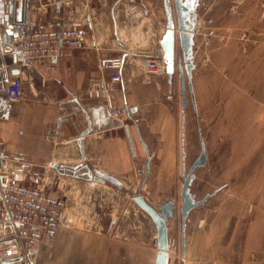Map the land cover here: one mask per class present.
Wrapping results in <instances>:
<instances>
[{
    "label": "crops",
    "instance_id": "1",
    "mask_svg": "<svg viewBox=\"0 0 264 264\" xmlns=\"http://www.w3.org/2000/svg\"><path fill=\"white\" fill-rule=\"evenodd\" d=\"M229 1L236 4L232 10L237 13L231 22L226 14ZM263 1L197 0L194 10L198 17L199 6L204 9L203 23L209 28L206 37L210 43H224L223 31L232 30L239 60H264V10L260 6ZM44 2L29 1L24 14L26 24L14 28V34L34 29L87 26L83 0H74L70 5L48 4L37 9ZM167 3L178 45L174 2L167 0ZM89 9L94 12L98 51L94 50L91 39H84L78 48L63 50L49 59L47 63L55 67L53 70L30 63L18 66L13 51H0L8 75L20 79L24 92L17 102H10L0 94V148L8 156L0 164L13 171L30 168L33 172L38 169L40 173L48 168L50 177L61 172L69 183L62 192L66 199V225L58 230L52 241L40 245L35 264H144V244L115 239V236L125 234L119 232L115 214H111L105 232L97 223L94 226L89 223L94 230L79 228L77 224L90 214L96 222L98 197L95 194L110 188L108 180H94V171L115 177L121 184H110L121 190L126 188L124 180L111 168H130L133 156L142 152L149 157L148 144L141 136L137 117L142 116V99L155 91L160 75L140 76L135 63L142 57L163 56L160 42L167 26L165 0H91ZM195 36L194 31L193 46ZM114 54L124 58L122 79L114 94L119 103L131 110L129 121L123 124L109 117L102 95L88 93L90 83L99 76L98 58ZM192 58L194 63L193 49ZM14 68L19 69L17 75L11 73ZM88 126L91 132L81 137ZM82 182L88 190L85 197L88 214L80 209L84 200L79 195ZM5 234L12 233L6 230ZM246 237L247 234H243L242 244ZM251 250V247L243 250L246 257L244 255L242 261L223 264H257L250 259ZM6 256L4 251L0 252L1 258ZM155 257L156 252L153 264ZM7 260L0 264H12Z\"/></svg>",
    "mask_w": 264,
    "mask_h": 264
},
{
    "label": "rangeland",
    "instance_id": "2",
    "mask_svg": "<svg viewBox=\"0 0 264 264\" xmlns=\"http://www.w3.org/2000/svg\"><path fill=\"white\" fill-rule=\"evenodd\" d=\"M234 5L230 1L227 4L230 22L237 16L232 10ZM260 6L264 10V1ZM203 11L199 6L198 24L193 30L196 68L192 73V91L186 88V108L181 107L179 69L184 62L178 41L171 82L165 78L166 73L160 75L159 86L155 83V91L142 99V116L137 117L141 136L148 144V172L145 152L133 156L130 168H111L124 180L126 188L120 190L108 182L110 188L95 194L96 222L90 214L77 225L94 230L90 224L97 223L105 232L111 214H115L119 232L125 233H118L115 239L144 244V264H153L156 228L149 215L132 200V194L139 193L157 211L169 200L174 203V215L167 221L169 264L242 261L246 257L243 250L250 247V259L264 264V60H239L232 30L223 31L224 43H210ZM141 59L135 64L138 74L143 76ZM183 75L187 84L185 71ZM200 137L207 161L194 169L190 192L195 200L216 193L189 212L182 250V168L184 164L187 174L199 156ZM79 186V195L84 199L80 209L88 214V190L83 182ZM243 234H247L244 244Z\"/></svg>",
    "mask_w": 264,
    "mask_h": 264
},
{
    "label": "built area",
    "instance_id": "3",
    "mask_svg": "<svg viewBox=\"0 0 264 264\" xmlns=\"http://www.w3.org/2000/svg\"><path fill=\"white\" fill-rule=\"evenodd\" d=\"M73 1L45 0L37 9L48 4L70 5ZM90 1L83 0L82 4L87 11V26L34 29L13 34L8 44L16 54L17 65L30 63L53 70L55 67L47 63L49 59L58 56L63 50L78 48L87 38L91 39L94 50L98 51L100 47L94 12L89 9ZM16 2L21 7L27 1ZM2 50L7 51L0 45ZM123 63L121 54L100 56L99 76L88 88L89 94L104 97L109 117L120 124L125 123L130 116V108L119 103L114 94L116 85L122 79ZM163 63L161 55L143 57L140 61L142 75L164 74L166 67L164 70ZM23 93L20 79L8 75L0 52V94L10 102H17L22 99ZM4 159H8V156L0 148V162ZM68 184L61 172H56L54 178L50 177L48 168L40 173L30 168L13 171L0 164V252L4 251L7 255L5 258L0 257L1 262L8 259L12 264L36 263L40 245L52 241L58 230L66 225V199L62 192ZM6 230L12 234H5Z\"/></svg>",
    "mask_w": 264,
    "mask_h": 264
},
{
    "label": "water",
    "instance_id": "4",
    "mask_svg": "<svg viewBox=\"0 0 264 264\" xmlns=\"http://www.w3.org/2000/svg\"><path fill=\"white\" fill-rule=\"evenodd\" d=\"M174 10L176 16V26H177V37L179 41V46L182 51V58L184 66L179 69V78H180V95H181V107L184 109L187 106L186 101V88L188 87L192 91V70L194 69V63L192 58V49H193V30L197 24V14L194 10V6L197 0H173ZM29 0L22 5L21 7L17 6L16 0H0V45L4 47V50L12 51V47L8 44L10 37L14 34V28L21 25H25V11L28 9ZM166 8V18L167 26L164 32V35L161 38V48L163 51V60L166 66V75L168 76L169 82H171L173 74L175 72V32H174V23L169 12V7L167 0H165ZM16 58V54H15ZM185 71L184 77L183 73ZM11 73L17 75L19 73L18 68H14ZM131 112V110H130ZM182 122H184V115H182ZM120 124V122H118ZM91 132L90 126L87 127L81 134V137L88 135ZM130 144L131 141H130ZM144 150L147 152L145 144L142 142ZM200 154L190 166L187 174H185V167L183 164L182 168V187L180 192V197L182 199L180 206L181 214V233H182V250L185 246V225L186 219L189 212L203 205L208 198L212 197L216 191L207 194L201 200H195L192 193L190 192V185L194 179V169L197 167H202L207 161V155L205 151V144L202 137H200ZM184 154V151H183ZM184 160V157H183ZM149 168V157H147L146 164V173ZM95 177L94 180L105 181L108 180L111 183L120 185V181L115 177L101 173L99 171H94ZM133 201L152 219L155 228H156V257L155 264H169L170 258L168 254L169 243H168V227L167 221L174 215V203L169 200L165 202L160 210L157 211L151 207L142 197L141 194L136 193L132 194Z\"/></svg>",
    "mask_w": 264,
    "mask_h": 264
},
{
    "label": "bare ground",
    "instance_id": "5",
    "mask_svg": "<svg viewBox=\"0 0 264 264\" xmlns=\"http://www.w3.org/2000/svg\"><path fill=\"white\" fill-rule=\"evenodd\" d=\"M163 67H164V70H165V63H163ZM166 73V71H164V74ZM168 243H169V241H168ZM168 252H169V249H168Z\"/></svg>",
    "mask_w": 264,
    "mask_h": 264
}]
</instances>
